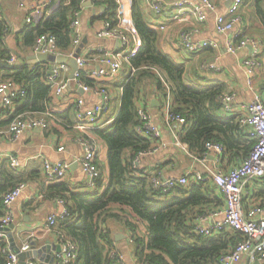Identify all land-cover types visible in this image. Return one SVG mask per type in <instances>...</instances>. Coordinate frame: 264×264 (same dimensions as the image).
I'll return each instance as SVG.
<instances>
[{
	"label": "crops",
	"instance_id": "0c3cea01",
	"mask_svg": "<svg viewBox=\"0 0 264 264\" xmlns=\"http://www.w3.org/2000/svg\"><path fill=\"white\" fill-rule=\"evenodd\" d=\"M44 1L46 0H0V18L4 19L7 24V33L4 38L5 46L11 52L10 57L14 55L16 58L15 62L10 65L17 66L23 63L31 67L37 64L44 65V69L47 70L44 76L46 80V77L50 74L49 72L57 63L39 62L32 64V60L29 57L35 56L32 53L33 47L25 48L19 36L23 28L28 25L25 23V17L28 13L27 7L33 4L39 5ZM176 1L178 0H143L145 16L148 18L149 23L158 30L159 50L167 54L176 64L184 66L187 82L190 85L200 88L221 85L223 92L220 96L229 97V100H227L229 109L225 110V106L220 102L221 107L216 114L222 118H234L239 121L240 117L248 113L256 97L264 104V28L256 17L253 4L249 7H242L241 11H239L241 17L239 27L227 34L219 35L215 32V17L226 13L229 7L228 2L211 0L215 5L214 10L206 13L205 21L199 22L197 15L190 8L175 7L174 3ZM116 2L118 3L117 25L120 26L119 22L122 20L128 21V25L123 28L129 33V49H132L135 47V43L131 42V34L136 35V32L134 33L135 30L133 31L131 0H116ZM155 2L162 3V10L159 15H156L153 10ZM58 7L59 3L56 0L54 5L48 10H42L41 16L39 19H34L33 24L42 18L46 19ZM101 11L100 7L93 4L91 7H83L80 11L78 31L81 36V42L86 39V43L80 51V56L93 55L95 50L100 47L117 50L115 41L98 40L96 37L98 31L103 27V22L100 20L92 21L91 17L101 14ZM185 30L193 31L192 42L214 41L217 43L218 49L206 48L198 53L189 52L180 42V34ZM236 33L237 35H235ZM243 39H252L257 42L255 59L260 67L254 70L252 75L244 66V61L252 56L250 46L238 49L235 53L226 52L228 44L235 43L236 45L238 41ZM93 58L96 57L93 56ZM211 62H214L219 68L217 72L206 71L201 68V64ZM62 65L65 69L60 73L61 78H70L71 66L66 63ZM97 66L98 64L94 61L83 70V73L87 78L91 79L90 76H87V72ZM130 68L128 62L123 60L121 70L115 76L117 77L122 71H126L127 76L122 82L113 81L115 77L93 79L97 82L95 87H105L111 94L110 111L105 121L113 119L119 110L121 87L131 73ZM6 75H8V72L5 69L0 70V83H4L8 79ZM7 82L10 81L7 80ZM13 84L17 86L15 83ZM78 97L84 99L86 108L98 104L101 100V96L98 94L92 92L83 93L82 91L80 93V89L74 82L59 97H56L54 89L50 86L48 112L52 115L60 116L59 119L53 122L47 121L48 125L45 130L25 131L15 141H8L0 136V216L4 214L2 206L3 195L20 184L24 185V189H22L16 201L11 205L13 218L10 225H13V228L5 232L11 251L12 249L20 250L25 243H29L30 248L32 243H35L37 249L46 244L54 248L58 246L57 232H61V230L58 226L49 230L47 218L60 212L59 201L64 200L67 195L93 194L96 192L94 186L87 184L86 177L80 167V159L83 156V148L80 141L84 138H91L96 144V162L103 180L100 192L108 182V170L104 176L101 169V166L107 162V150L104 142L93 134L95 130L80 131L75 128L73 105ZM163 98L157 93L155 86L148 85L137 99L136 108L142 104L148 111L152 122L160 131L161 143L165 144V149L155 154L140 157L138 159L139 167L156 173L161 179H178L188 176V181L189 179L194 181L192 177L195 173H202L204 180L203 182H198L212 187L216 197L212 196L210 198L214 203H208L195 209L193 212L195 215L193 217V225L195 230L196 227L208 228L221 218L220 213L225 208L224 197L214 186L211 176V171L216 167L215 160H218L217 157L219 155L214 152H206V160L202 162L201 160L205 154L201 158L194 156L196 159H193L174 147L172 134L163 124ZM115 100L116 114L112 116L111 105ZM17 109L18 104L13 103L12 107L7 109L0 102V132L7 128ZM27 115L23 114L26 118L38 117ZM239 129L242 131L240 139L251 142L252 140L247 134L248 129L241 126H239ZM60 148H62V151H58ZM223 153L219 157L218 168L219 171L225 173L237 166L242 156L240 155L238 160L233 163V160L230 161L226 155L224 157ZM8 156H13L18 161V168H10ZM44 160L51 165H56L60 162L66 163L68 170L64 178L59 181L46 180L42 169ZM65 201L66 203L70 202L68 200ZM242 201L244 210L255 206H264L263 182H254L245 187ZM120 218L116 221L107 219L102 227L108 231L109 236L112 238L122 264H139L134 256V247L130 244V231L124 221L126 215L121 213ZM144 230L141 225H137V230L135 231L140 235ZM54 255L55 249L50 250L48 256L55 257ZM27 261L38 264H53V262L49 263L50 261L45 263L32 258H27ZM238 264L249 263L246 258H243ZM262 264H264V259Z\"/></svg>",
	"mask_w": 264,
	"mask_h": 264
},
{
	"label": "trees",
	"instance_id": "16d2710c",
	"mask_svg": "<svg viewBox=\"0 0 264 264\" xmlns=\"http://www.w3.org/2000/svg\"><path fill=\"white\" fill-rule=\"evenodd\" d=\"M58 3L59 7L46 19L23 28L19 36L25 48L33 47L39 36L47 34L55 38L63 55L73 49L71 23L73 14L83 9V0H58ZM92 3L102 11L91 20L108 22L111 28H115L118 24L116 0H93ZM252 4L264 28V0H243L242 7ZM131 16L140 40L137 53L128 61L129 67L135 71L121 87L120 107L111 123L93 131L106 146L108 182L100 192L103 182L100 177L95 181V193L64 197L65 203V200L70 201L66 203L70 216L58 220L57 226L78 247L72 264H119L117 259L109 256L114 242L102 225L107 219H121V213L126 215L124 221L130 231V244L139 264H221V258L232 252L243 237L227 228L209 237L196 233L193 212L214 203L210 200L215 196L214 189L189 179L187 186L164 193L152 187L151 179L158 176L156 173L141 169L139 164L133 166L135 158L151 148V141L135 131L137 99L148 85L155 86L163 97L169 88L172 111L186 121L179 139L197 158L206 153L205 144L212 142L220 144L224 149L223 156L229 157L233 163L241 155V162L248 157L254 141L240 139L242 131L238 119L216 114L221 107V85L208 88L190 85L184 66L176 64L159 50L158 30L145 16L143 0H131ZM6 26V21L0 18V70L5 69L7 80L24 92L23 97L14 100L18 109L12 119L16 116L26 118L23 114H45L50 106V85L44 78L47 70L41 64L31 67L25 63L17 66L7 63L11 52L4 43ZM80 80L89 87L97 84L83 72ZM53 116L56 120L60 117ZM46 120L53 122L49 117ZM137 225L145 229L140 235L135 231ZM4 247L5 243L0 241V264H5L6 260Z\"/></svg>",
	"mask_w": 264,
	"mask_h": 264
},
{
	"label": "built area",
	"instance_id": "2783aa9c",
	"mask_svg": "<svg viewBox=\"0 0 264 264\" xmlns=\"http://www.w3.org/2000/svg\"><path fill=\"white\" fill-rule=\"evenodd\" d=\"M56 0H46L43 3L36 5H29L27 7V16L25 23L30 24L34 19H39L42 10L49 9L54 5ZM93 0H83V5L86 2ZM228 2L229 7L224 15L215 17L214 25L215 32L219 35L227 34L233 31L236 27L240 26L241 17L239 11L243 5V0H220ZM93 4V3H92ZM178 8H190L196 15L199 22L206 19V13L214 10V3L211 0H178L174 3ZM23 7V5H21ZM153 10L156 15H159L162 10V3L155 2ZM80 11L73 14V22L71 23L73 31V49L67 55H63L57 48L56 40L53 36L44 34L37 38L32 53L34 55H53L55 57H66L67 59L73 58L76 48L81 43V36L78 31V20ZM121 25L111 28L109 23H103V27L96 37L98 40H111L118 43L116 49H107L105 47L97 48L94 54L86 56L78 55L75 58L77 70L73 73L72 78H61L60 73L64 71L65 67L60 64H55L50 74L46 77L47 83L54 89V94L59 97L63 91L75 83L83 93H95L101 96L98 104L90 108L85 107L84 99L78 97L73 105V115L75 120V128L80 131H90L106 127L113 119L105 121L107 114L110 111L111 94L105 87H89L80 80L81 73L92 62L96 61L98 66L90 69L87 76L91 79H105L115 77L121 70L123 60L129 59L137 53L140 46V40L137 34H131V42L135 43V47L129 49L130 38L128 31L123 27L128 25L127 20L119 22ZM237 35V33L235 34ZM193 31L185 30L180 34V42L183 47L191 53H198L199 51L209 48L217 50L218 45L214 41H201L192 42ZM250 46L252 49V56L244 61V66L248 69L250 75L254 70L259 69V64L255 59L257 52V42L252 39H243L234 44H228L226 48L227 53H235L238 49ZM129 49V50H128ZM96 57V58H93ZM16 58L14 55L8 60L9 64H13ZM201 68L206 71L217 72L219 68L214 62L203 63ZM131 73L134 69L130 68ZM24 92L19 87L11 82L0 83V102L4 108H11L14 100L23 97ZM227 100L228 96H220L219 101L222 103L225 110H228ZM136 109L137 126L135 131L140 136L147 138L151 141V148L148 151L140 153L133 161V166L138 164L140 157L155 154L158 151L165 149V144L161 143V134L159 129L154 125L148 111L142 106L138 105ZM163 124L170 130L172 134V144L174 147L182 151L187 156L196 159L192 155L188 147L183 144L179 139V134L182 131L186 121L180 114L172 111V100L169 88L166 89V94L163 98ZM46 117L56 121L50 112L39 115L38 117L24 118L16 116L8 124L4 131L0 132V136L8 141H15L22 133L30 130H45L47 128ZM239 126L247 128L249 138L254 141V145L247 158L243 159L237 166L230 169L228 172H221L218 168L219 157L224 152L220 144L208 142L205 144L206 152H214L219 155L215 160L216 167L211 171L214 186L223 195L225 200V208L220 213L221 218L216 220L212 226L208 228L196 227V233L204 237H209L218 233L222 229H229L240 233L243 240L236 244L234 250L221 258V264H238L243 258H246L249 264H262L264 259V206H255L248 210H244L242 205V194L245 187L254 182L262 181L264 184V104L256 97L251 104L248 113L239 118ZM83 148V156L80 159L81 170L86 177L87 184L94 186L95 181L101 177L100 169L96 162V144L91 138H84L80 141ZM62 151V148L58 149ZM9 165L11 169L19 167L18 161L13 156H8ZM206 160V154L202 158V162ZM43 173L45 179L48 181H59L64 178L68 165L60 162L56 165H51L46 160L43 161ZM194 181L203 182L204 177L202 173H195L192 177ZM188 183V176L181 178L161 179L159 176L151 179L153 188H157L162 192H170L171 190L184 187ZM24 185L20 184L11 189L2 197V206L4 209L3 216H0V241L6 243L3 252L6 254L5 264H19L18 255L11 251L9 248L8 240L5 236V229L12 223V210L11 205L16 201L20 195ZM61 210L56 215H51L47 218V227L52 230L57 227L58 220L66 219L70 215L66 208V203L63 200L59 201ZM59 241V252H55L53 264H72L77 257L78 247L76 243L67 238L63 233L57 232ZM30 244L25 243L20 252H28ZM110 258L117 259L119 264H122L121 258L113 247L109 253ZM26 264H38L35 262L27 261Z\"/></svg>",
	"mask_w": 264,
	"mask_h": 264
},
{
	"label": "water",
	"instance_id": "95a60500",
	"mask_svg": "<svg viewBox=\"0 0 264 264\" xmlns=\"http://www.w3.org/2000/svg\"><path fill=\"white\" fill-rule=\"evenodd\" d=\"M91 6H92V2H90V1L86 2L83 5V7H91ZM82 42L76 48L73 58H70L69 60L66 57H55L53 55H35V56H31L29 58L32 60L31 61L32 64H36L39 62H49V63H57V64L62 65V64L66 63L69 66H71L72 72H71L70 78H72L73 73L77 70L75 58L80 54L81 49L83 48L84 44L86 43V39H83ZM117 45H118V43H117ZM81 91L82 90L80 89V93H81ZM12 228H13V225H10L8 228L5 229V232H7L8 230L10 231V229H12ZM53 249H55V252L58 253L59 252V245L54 248V247H51L50 245L46 244V245L42 246L41 248L37 249L35 243H32V246L28 252H20L19 249H12V251L18 255L19 264H26L27 258L36 259V260H39V261L45 262V263H48V261H50L49 263H52L54 261V257L48 256V253L50 252V250H53ZM46 254L48 257L46 256Z\"/></svg>",
	"mask_w": 264,
	"mask_h": 264
},
{
	"label": "rangeland",
	"instance_id": "374dc122",
	"mask_svg": "<svg viewBox=\"0 0 264 264\" xmlns=\"http://www.w3.org/2000/svg\"><path fill=\"white\" fill-rule=\"evenodd\" d=\"M126 76H127V72H126V71H122V72L120 73L119 76H117V77L114 78L113 81L118 80V81L122 82ZM186 80H187V78H186ZM111 107H112L111 114H112V116H114V115L116 114V100H115V102L111 105ZM101 151H104V150H101ZM101 169H102V172H103V174H104V176H105V175H106V172H107V170H108V168H107V162L104 163V164L101 166Z\"/></svg>",
	"mask_w": 264,
	"mask_h": 264
}]
</instances>
